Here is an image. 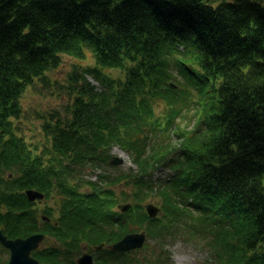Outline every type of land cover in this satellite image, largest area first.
Here are the masks:
<instances>
[{"label": "trees", "instance_id": "trees-1", "mask_svg": "<svg viewBox=\"0 0 264 264\" xmlns=\"http://www.w3.org/2000/svg\"><path fill=\"white\" fill-rule=\"evenodd\" d=\"M87 53L96 65L81 73L72 118L46 120L36 153L15 122L22 95L64 55ZM107 68L126 80L98 92L86 75L99 80ZM116 145L137 166L124 175L133 200L154 192L161 216L148 219L138 202L133 218L112 209L115 193L102 182L121 184V173L79 178L109 166ZM159 165L175 173L153 180ZM28 188L61 192L56 225L40 226ZM131 225L148 237L185 225L223 264H264V0H0V229L11 238L49 233L61 246L32 254L75 264L82 241L113 242ZM100 254L96 264L133 259Z\"/></svg>", "mask_w": 264, "mask_h": 264}, {"label": "rangeland", "instance_id": "rangeland-1", "mask_svg": "<svg viewBox=\"0 0 264 264\" xmlns=\"http://www.w3.org/2000/svg\"><path fill=\"white\" fill-rule=\"evenodd\" d=\"M212 5H218L220 2L225 0H205ZM233 1V0H226ZM96 65L94 57L87 53V56L84 59H78L72 56L64 55L63 61L60 67L49 70L46 72V75L41 79H35L34 82L26 89L24 94L21 97V104L23 107V113L19 119H16V125L18 133L24 137L28 142H34L38 145L36 153H39L43 147V143H46L43 136L42 124L46 120H51L53 117L55 120L60 119L62 121H69L72 118V110L74 109V102L76 95H78V90L85 86L86 81L81 78V73L84 74V69L87 67H94ZM102 73L104 77L102 79L96 80L94 76L86 75L88 83L95 87L96 91L105 90L109 91V85H117L118 82H125L126 80V71L122 68L116 69H103ZM76 77V80L74 79ZM177 78L182 81V76H177ZM161 102H158L155 108V115L159 116L162 114ZM199 106H194L190 112H193L194 109H198ZM189 119V117H188ZM117 156L123 158V161L118 165H109L102 166L98 168H87L79 171V178L83 180L97 181L98 175L101 173L115 174L118 176V173H121L123 179H121V184H109L106 181L102 182L104 187H110L115 193V202L117 203H131V208L134 207V204L137 203V200H133L131 181L124 179V175H127L126 172L129 168H136V165L133 163L131 155L125 149L113 146L110 149V156ZM90 170H93L94 173L90 174ZM104 170V171H103ZM174 172L171 168L165 166L156 167L154 172L155 177L167 179ZM119 179V177H118ZM78 177H73L70 181L76 182ZM129 185V186H127ZM86 188L83 183L80 190ZM103 188V187H102ZM127 193V195H126ZM140 206L143 209L144 204L147 202H153L158 207L161 208V198L152 193H141ZM61 195L56 193L55 200L52 201L50 198H45L41 204L36 203L33 209L36 211L37 216L43 214L49 206L55 208L53 220L58 218V210L60 211ZM116 204L112 206V209L117 210ZM129 210V209H128ZM136 210V209H134ZM139 210V209H138ZM137 211V210H136ZM128 213V212H126ZM136 212L123 214V216H128L133 218ZM162 215V209L158 213ZM184 227L177 228V231H169L168 235L163 236H150L146 237L143 247L136 250L129 251L128 256L132 257V262L129 264H135L133 262L134 258H137L141 262L139 264H154L152 261L155 260L157 254L163 255L161 262L163 264H220L216 262L212 256V251L207 246H202L204 240L199 239L197 233L192 234L193 236L189 237L191 232L190 228L185 225ZM130 228V229H129ZM128 229L133 231L134 226L131 225ZM142 228L137 227L134 231L140 232ZM58 240H56L53 235H48L42 241V247H48L51 245L58 246ZM97 243H87L82 241L80 248L75 252H78L75 257H78L84 252L94 253V246ZM108 241H106L105 246L101 248L99 253L105 254L108 253L104 249L108 247ZM96 251V252H98ZM98 254V253H97ZM97 254L94 256L97 258ZM107 256V254L105 255ZM9 257V251L3 248L0 245V262L6 264ZM165 257V258H164Z\"/></svg>", "mask_w": 264, "mask_h": 264}, {"label": "water", "instance_id": "water-1", "mask_svg": "<svg viewBox=\"0 0 264 264\" xmlns=\"http://www.w3.org/2000/svg\"><path fill=\"white\" fill-rule=\"evenodd\" d=\"M122 161V158L115 156L110 160V163L120 164ZM26 194L31 201H34L36 198H43L42 193L32 189L26 190ZM130 206V203H125L119 204L118 208L121 211H126ZM146 210L148 214L153 217L157 214L159 208L153 203H148L146 204ZM42 219L48 220V218L44 216H42ZM43 237L44 234L35 233L25 238L18 237L9 239L0 231V243L10 251V256L7 264H39L38 261L30 255V251L38 246ZM144 240V231L140 233H130L125 235L121 240L115 242L111 248L113 250L126 251L129 249L141 247ZM77 263L92 264V256L88 253H84L77 258Z\"/></svg>", "mask_w": 264, "mask_h": 264}]
</instances>
